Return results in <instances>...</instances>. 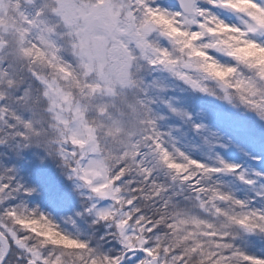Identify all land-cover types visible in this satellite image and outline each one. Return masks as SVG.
Instances as JSON below:
<instances>
[{
	"label": "snow or ice",
	"instance_id": "1",
	"mask_svg": "<svg viewBox=\"0 0 264 264\" xmlns=\"http://www.w3.org/2000/svg\"><path fill=\"white\" fill-rule=\"evenodd\" d=\"M0 264H264V0H0Z\"/></svg>",
	"mask_w": 264,
	"mask_h": 264
},
{
	"label": "trees",
	"instance_id": "2",
	"mask_svg": "<svg viewBox=\"0 0 264 264\" xmlns=\"http://www.w3.org/2000/svg\"><path fill=\"white\" fill-rule=\"evenodd\" d=\"M213 107L215 108V106ZM54 170L55 172L45 177V181H38V183H36L37 181L33 182L34 185L39 186L41 192L40 198L35 196V200L40 203L42 200H45L43 201L46 203L45 205L37 206L46 208L45 213L50 214L53 218L57 214V210L62 211L67 218L73 215L75 211L79 210L80 205H76L75 202H80V200L79 197L72 193L70 183L60 174L59 169L55 167ZM56 202L59 203L54 204ZM54 220L59 223L61 227L67 228L68 230L72 229L69 225L64 224L63 221Z\"/></svg>",
	"mask_w": 264,
	"mask_h": 264
},
{
	"label": "rangeland",
	"instance_id": "3",
	"mask_svg": "<svg viewBox=\"0 0 264 264\" xmlns=\"http://www.w3.org/2000/svg\"><path fill=\"white\" fill-rule=\"evenodd\" d=\"M175 95H180V93L177 92V93H175ZM185 95L187 96L188 94H185ZM213 106H215V108ZM189 107L194 111L198 110L200 107L205 108V110L215 109L216 111H222V112H225V111L230 112L231 111L230 109L227 108L226 105H223L220 102H217V101L212 100L210 98H203L196 105H189ZM236 115H239V114L237 113ZM189 135H191V133H189ZM55 167H57V166L55 165V163H53L51 161H46L43 166H41L37 161H33L31 165L25 167L24 174H25L26 178H28V174L31 173L30 182L33 183L34 181H37L36 183H38V181H45V177H48L50 174L55 172V170H54ZM38 198H40V197L38 196ZM35 199H36V197L34 196L33 201H32L33 206L46 204L43 202L45 200H42L40 203L39 201H36ZM58 203L59 202H56L54 204H58ZM75 204L80 205V202H75ZM42 208L43 207H41V209ZM45 209L46 208H43L42 210L45 211ZM56 212H57V214L55 215L54 219L60 220V221H64V219H66V217L64 216L62 211L57 210ZM69 226L72 227L71 225H69Z\"/></svg>",
	"mask_w": 264,
	"mask_h": 264
}]
</instances>
